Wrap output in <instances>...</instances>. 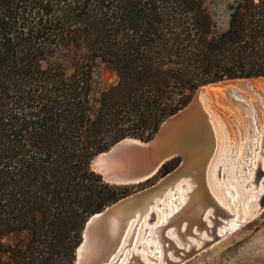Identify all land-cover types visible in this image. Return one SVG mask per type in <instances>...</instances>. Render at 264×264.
I'll use <instances>...</instances> for the list:
<instances>
[{"label":"trees","instance_id":"16d2710c","mask_svg":"<svg viewBox=\"0 0 264 264\" xmlns=\"http://www.w3.org/2000/svg\"><path fill=\"white\" fill-rule=\"evenodd\" d=\"M213 29L200 0H0V264H74L87 220L133 190L94 156L150 140L202 86L264 78V0ZM69 45L90 61L42 66ZM95 59L117 81L92 112Z\"/></svg>","mask_w":264,"mask_h":264},{"label":"water","instance_id":"95a60500","mask_svg":"<svg viewBox=\"0 0 264 264\" xmlns=\"http://www.w3.org/2000/svg\"><path fill=\"white\" fill-rule=\"evenodd\" d=\"M236 80L245 79L226 80L219 84L235 83ZM212 85L214 83L208 84ZM203 88L196 91L186 106L166 118L150 140L125 138L92 158L91 170L99 174L104 182L115 186L144 183L156 176L163 165L171 160H178V165L156 185L132 193L92 215L84 226L74 264H144L139 256L142 255L140 249L145 250L146 246L139 244V241L146 227L140 218L145 209L143 207L152 206L153 203L155 206L150 208L147 225L159 231L162 253L165 255V251H170L172 255L171 259L165 260V264H181L228 234L217 232L219 225L224 224L222 219L229 215L216 204L207 186V181L208 184L211 181L221 192L226 174L222 172L221 165H217L214 176L211 175L219 159L215 160L213 154L211 122L200 103ZM246 153L249 155L247 149ZM233 154H229L231 158ZM263 176L264 169L258 167L251 190L257 189ZM237 181L242 183L238 178ZM243 187H248V183ZM177 188L186 191L185 196H190L188 201L178 202L181 193L177 192ZM192 198L195 199V206L192 213L185 216V209ZM225 198V202L229 203V197ZM234 204L235 200L230 207L233 208ZM158 206L163 208L158 210ZM263 208L264 197L259 202L260 211ZM168 214L171 215L168 217ZM163 216L165 220H161ZM116 220L120 226L113 236L112 226ZM202 231L210 238L198 248L191 246L185 249L174 241V237H177L181 244L190 243L192 240L188 237L197 238ZM155 255L156 252L153 253Z\"/></svg>","mask_w":264,"mask_h":264},{"label":"rangeland","instance_id":"374dc122","mask_svg":"<svg viewBox=\"0 0 264 264\" xmlns=\"http://www.w3.org/2000/svg\"><path fill=\"white\" fill-rule=\"evenodd\" d=\"M200 1L211 19L214 32L224 30L228 23L229 9L236 0ZM89 61L90 57L83 45L79 47L69 45L47 56L42 61V66L59 65L67 75H70L77 62ZM116 81L115 72L100 59H95L90 94L92 112L97 110L102 92ZM239 82L242 84H237ZM203 87L205 90L203 88L204 95L201 94L200 103L203 106L208 102L206 110L209 112L212 133H214L213 154L215 160L218 156H222L221 152L224 149L234 150L240 158H244L246 155L244 144L246 141L251 140L255 144L252 146L253 148L250 147L251 155H247L246 158L249 160L253 158V164L248 169V174H252L251 180H254L258 158L261 161L260 168L264 167V155H259L260 143L263 142L264 144V78L236 80L235 83L228 82L224 84L218 82L214 83L213 86L206 85ZM253 149L255 150L251 152ZM163 176L157 174L144 183L131 185L133 187L132 193L156 185ZM263 180L264 176L263 179H260V189H264ZM209 187L218 194L216 195L221 200L220 193L216 188L212 184L211 186L209 184ZM234 187H237V185ZM254 196L256 197V194ZM245 199L243 197L244 201L240 200L242 203L239 202L236 207L242 206L243 208L246 202ZM222 221H226V219H222ZM188 238L195 240L193 237ZM181 264H264V208L258 213L256 212L254 217L252 216L246 224L228 233L207 249Z\"/></svg>","mask_w":264,"mask_h":264},{"label":"bare ground","instance_id":"6f19581e","mask_svg":"<svg viewBox=\"0 0 264 264\" xmlns=\"http://www.w3.org/2000/svg\"><path fill=\"white\" fill-rule=\"evenodd\" d=\"M204 90H205V88H204ZM202 95H204V93ZM200 99H201V97H200ZM207 103L208 102H206L205 105L203 104V108L207 112L209 120H211L209 117V112L206 110ZM245 108H247V107H245ZM211 128H212V124H211ZM248 143H249V146H248ZM254 144L255 143H252L251 140L246 141V143L244 144V152H246V149H247L249 154H250V147L253 148L252 146ZM263 146H264L263 142L260 143L259 155H264ZM254 150L255 149H253L251 152H253ZM223 151H225L226 154L225 153L222 154L221 157L218 156L217 159H219V161L217 162L216 166H214L212 168L213 171L211 172V175L214 176V172L216 171L217 165H221L222 172L226 174V178H223V183L221 184V192L210 181V186L212 184L216 188V190L220 193L219 196L221 197V200L217 196L218 194L210 189L208 181H207L209 193L212 195L216 204L219 207L223 208L227 212V214L229 215L227 218H224V219H226V221H224V224L219 225V228L217 231L219 234L230 233V232L238 229L241 226V224L246 221L247 218H252V216L254 217L256 212L258 213L260 211V209L258 208L259 202H260L261 198L264 197V189H260L259 185H258L257 189L251 190V188L253 187L251 185H253L254 180H251L252 174H248L249 173L248 169L253 164V162H252L253 158L251 160L247 159L246 158V156L248 155L247 153H246L244 158H240L237 155L236 151H234V150L228 151L227 149H224ZM230 153H234L233 158L230 157V155H229ZM256 162H257V169H256V173H257L258 167H259V169H261L260 168L261 161L258 158ZM262 169H264V167ZM256 173H255V177H256ZM255 177H254V179H255ZM237 178L242 183H239L237 181ZM262 179H263V177H262ZM245 183H248V187H243V185ZM262 183H264V180L262 181ZM235 185H237V187H234ZM175 189H176V187L174 188V190ZM177 192L181 193V195L179 196L178 202L183 203L184 201L189 200L190 196H185L186 191H184L180 188H177ZM254 194H256V197L254 196ZM227 196L229 197V200H230L229 203L225 202V199H226L225 197H227ZM243 197L246 198L245 199L246 202L244 203L243 208H242V206L236 207V205L239 202H241L240 200L244 201ZM234 200H235V204H234L233 208H231L230 204ZM195 203H196L195 199L192 198L191 202L188 204L187 208L185 209V216L188 215L189 213H192V210L195 206ZM164 205H166V203ZM154 206H155V204L153 203L152 206L145 205L143 207L145 209H143V211H142V216L140 218V222H142L143 226L146 227L145 228L146 231H145V233L141 234L139 244L144 243L146 248H145V250L140 249V252L142 253V255L139 256V259L144 264H165V260L171 259L172 255H171L170 251H165V255L162 253V247H161V242H160V238H159V231L156 230L155 227H151V226L147 225L148 214L151 211L150 208L154 207ZM240 207H241V209H239ZM162 208H163L162 206H158L157 209L160 210ZM175 209L176 208H174V210ZM170 215L171 214H168V217ZM118 218H119V216H118ZM163 219L165 220V216H163L161 218V220H163ZM207 225H208V223H207ZM119 226H120V224H118V221L116 220L112 226L113 227V229H112V235L113 236H115L118 233ZM144 227L142 228V230L144 229ZM205 227H206V225H205ZM209 238L210 237L208 235H206L205 231H204L197 238H195V240L191 239L192 241L190 243L181 244L180 241L177 239V237H174V241H175L177 246L181 245L185 249H189L191 246L194 248H198L199 246L202 245L203 241H205ZM154 252H156L155 256H153ZM147 253H149V256L147 255Z\"/></svg>","mask_w":264,"mask_h":264}]
</instances>
